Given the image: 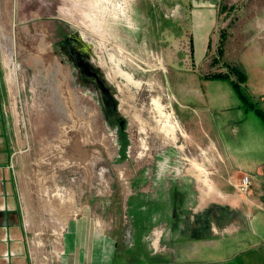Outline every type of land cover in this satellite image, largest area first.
<instances>
[{"label":"rangeland","instance_id":"1","mask_svg":"<svg viewBox=\"0 0 264 264\" xmlns=\"http://www.w3.org/2000/svg\"><path fill=\"white\" fill-rule=\"evenodd\" d=\"M181 1L0 0V85L32 264H62L68 225L86 216L113 241L104 264H264V189L246 170L264 162V140L250 144L246 128L264 125L228 81H191L241 66L264 109L251 96L264 86V0L225 4L200 63L171 20ZM238 208L248 218L236 225Z\"/></svg>","mask_w":264,"mask_h":264},{"label":"crops","instance_id":"2","mask_svg":"<svg viewBox=\"0 0 264 264\" xmlns=\"http://www.w3.org/2000/svg\"><path fill=\"white\" fill-rule=\"evenodd\" d=\"M187 1L184 0L179 3L178 7L180 10L178 9V14L173 16L174 18L171 20L178 21V23L180 22V24L184 25L182 27H185L186 37L189 40L192 62L200 63L209 50L210 37L223 13L222 8L225 4L231 7L235 6L234 1L237 0H228L230 2L225 0H200L196 3L198 7H193L191 4L186 5ZM250 50L256 51L257 47L252 48L250 46ZM210 80L216 79H199L196 77L191 79L194 82L202 81L204 83ZM252 93H254L251 94L252 97L259 96L262 99L264 86L262 84L255 85ZM2 94L3 88L0 85V264H32L27 221L22 209L18 184L11 164L13 163L14 154L13 131L7 116L4 114ZM256 101L258 102V100ZM255 130L252 127H247L246 131L248 133L246 137L250 144L255 139L258 148V141L264 140V133ZM213 149L218 152L215 147ZM217 155L222 158L220 152ZM241 155L242 152L240 151L239 154L235 155V158L238 159ZM218 162L219 159L216 163ZM263 167L264 162L260 167L246 169L256 176V185L261 189H264ZM196 168L200 172L206 173L199 165H196ZM236 169L238 170L239 168L236 167ZM203 173L202 175H204ZM213 194L214 190H210L208 193H205V197H211ZM237 211L239 212V216L234 220L236 225L240 218L241 222L248 218V212L245 209L238 208ZM88 226H90V222L87 216L80 222L74 221L68 225V231L63 236L65 250L62 264H104L109 259L114 247L113 241L107 236L102 238L98 237L97 234L92 235ZM96 243H102L103 249L96 251Z\"/></svg>","mask_w":264,"mask_h":264},{"label":"trees","instance_id":"3","mask_svg":"<svg viewBox=\"0 0 264 264\" xmlns=\"http://www.w3.org/2000/svg\"><path fill=\"white\" fill-rule=\"evenodd\" d=\"M225 10V7L222 8V11ZM224 35V34H223ZM222 51L218 49L217 55L212 59V63H217L218 59L221 57ZM225 72H215L208 76V79H217V80H227L236 95L242 102V106L247 109L253 111V113L260 119V121L264 125V109L261 106H257L254 102H252L247 94L244 91L243 84L246 82V73L241 66L238 65H230L226 66Z\"/></svg>","mask_w":264,"mask_h":264},{"label":"built area","instance_id":"4","mask_svg":"<svg viewBox=\"0 0 264 264\" xmlns=\"http://www.w3.org/2000/svg\"><path fill=\"white\" fill-rule=\"evenodd\" d=\"M239 188L240 190H242V188L244 189H247L249 186H250V178L249 176H243L241 179H240V182H239Z\"/></svg>","mask_w":264,"mask_h":264}]
</instances>
